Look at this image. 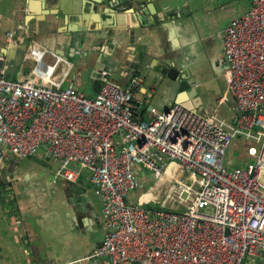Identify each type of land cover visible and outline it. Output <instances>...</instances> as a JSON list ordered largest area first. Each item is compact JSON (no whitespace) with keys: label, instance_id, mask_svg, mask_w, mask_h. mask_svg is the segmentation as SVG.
Here are the masks:
<instances>
[{"label":"built area","instance_id":"2783aa9c","mask_svg":"<svg viewBox=\"0 0 264 264\" xmlns=\"http://www.w3.org/2000/svg\"><path fill=\"white\" fill-rule=\"evenodd\" d=\"M247 1L222 30L229 81L217 103L232 99V120L178 103L149 105L145 119L136 74L126 73L124 86L104 77L89 96L70 61L35 43L21 79L4 76L0 55V165L8 153L41 152L56 178L76 182L87 173L103 229L91 257L108 264L264 258V0ZM234 139L245 146L239 163L227 156Z\"/></svg>","mask_w":264,"mask_h":264},{"label":"crops","instance_id":"0c3cea01","mask_svg":"<svg viewBox=\"0 0 264 264\" xmlns=\"http://www.w3.org/2000/svg\"><path fill=\"white\" fill-rule=\"evenodd\" d=\"M49 1L0 0L7 79L30 73L28 45L35 43L74 62L77 86L89 96L104 77L124 86L126 73L138 75L139 117L147 118L149 105L165 110L178 103L198 113L216 108L233 119L232 99L217 103L229 81L221 38L247 0H56L47 8ZM169 67L177 71L173 77L166 75ZM70 80L71 73L62 86ZM55 171L41 152L8 153L0 165V264H108L90 256L103 229L87 173L68 182ZM242 264H264V258L249 256Z\"/></svg>","mask_w":264,"mask_h":264},{"label":"rangeland","instance_id":"374dc122","mask_svg":"<svg viewBox=\"0 0 264 264\" xmlns=\"http://www.w3.org/2000/svg\"><path fill=\"white\" fill-rule=\"evenodd\" d=\"M241 146H243V144L241 143V141L239 139H234L233 142L231 143L229 149H228V153L227 156L231 155V157L234 158H243V150H241Z\"/></svg>","mask_w":264,"mask_h":264},{"label":"water","instance_id":"95a60500","mask_svg":"<svg viewBox=\"0 0 264 264\" xmlns=\"http://www.w3.org/2000/svg\"><path fill=\"white\" fill-rule=\"evenodd\" d=\"M54 1H56V0H54ZM54 1H49L48 3H45L46 4V6H47V8H49L52 4L54 5ZM56 13V12H55ZM63 56V55H62ZM66 58V57H65ZM75 63H77L76 61H75ZM71 64L74 66V62H71ZM177 71L173 68V67H169L168 68V71H167V73H166V75L167 76H169V77H173V75L176 73ZM180 105H182L183 107H185V108H187L185 105H183V104H180ZM188 109V108H187ZM125 201H127L126 199H125Z\"/></svg>","mask_w":264,"mask_h":264}]
</instances>
